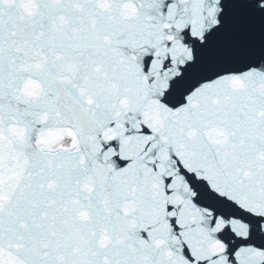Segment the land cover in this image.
<instances>
[{
  "label": "snow or ice",
  "instance_id": "6c2138e0",
  "mask_svg": "<svg viewBox=\"0 0 264 264\" xmlns=\"http://www.w3.org/2000/svg\"><path fill=\"white\" fill-rule=\"evenodd\" d=\"M0 264H264V0H0Z\"/></svg>",
  "mask_w": 264,
  "mask_h": 264
}]
</instances>
